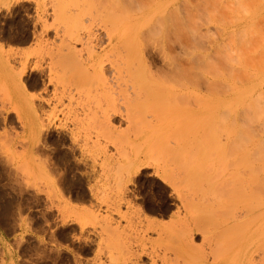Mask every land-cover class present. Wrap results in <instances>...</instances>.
Returning a JSON list of instances; mask_svg holds the SVG:
<instances>
[{
	"label": "rangeland",
	"instance_id": "rangeland-1",
	"mask_svg": "<svg viewBox=\"0 0 264 264\" xmlns=\"http://www.w3.org/2000/svg\"><path fill=\"white\" fill-rule=\"evenodd\" d=\"M159 3L186 15L184 48L173 42L164 52L162 33L148 34L161 7L122 18L105 0H0V264H92L96 239L80 235L79 217L91 210L121 227L131 220L134 232L139 218L167 226L177 208L185 213L163 180L176 177L181 196L196 201L201 192L226 228L245 220L250 242L264 243V177L250 171L253 152L264 161V0ZM105 27L117 36L112 49ZM88 33L101 39L93 54L81 51L93 64L88 78L74 62L50 66L49 53L83 50L77 37ZM108 49L124 62L113 72L103 63L104 85L98 62ZM140 55L149 75L133 74ZM57 92L65 97L42 102ZM105 112L113 130L99 128ZM72 135L89 151L80 153ZM192 241L201 246L199 236ZM245 252L260 264V251Z\"/></svg>",
	"mask_w": 264,
	"mask_h": 264
},
{
	"label": "bare ground",
	"instance_id": "bare-ground-1",
	"mask_svg": "<svg viewBox=\"0 0 264 264\" xmlns=\"http://www.w3.org/2000/svg\"><path fill=\"white\" fill-rule=\"evenodd\" d=\"M105 1L108 3V8L111 11H113L114 9H115L114 11L118 10V12L121 14L122 18H123V14H125L124 17H126V15H128V13L137 14L139 12V14H141L145 10H147L148 12H151L154 10L155 7L156 8L161 7V10L165 11V10H168V7L166 5L169 4V3H167L166 5L163 6L159 3V0H150L149 3L150 2L151 3L148 5L145 4L146 1H148V0H146L145 3H144V1H141V0H105ZM183 9L185 10V6H183ZM174 15H175V11L170 9L169 11H165L163 13V16L161 17V19H159L155 15L152 18H150L149 20H147V22L151 23V26H149L148 28L146 27L148 34H150L151 36H154V35H157L159 32L162 33V38L160 40H158V43L160 45V48H162L164 50V52H166L165 50L168 49L170 44L173 42H178V44L182 48H184V46L187 44V40L185 39L186 28H187V26H186L187 25L186 15H184L183 17L179 16L180 18H178V19H177V17L175 18ZM164 20H166V21L162 23V21H164ZM103 33H104V37L107 41V48L111 47V49H112L113 45L117 44V36L114 35L111 32V29L107 28V27H105L103 29ZM77 40H78V42H80L81 46L83 47V50H75L74 48L68 47L67 49H65L64 52L49 53L50 61H51L50 66H53L57 63L59 64V63H63V62H70V63L74 62L75 66H77V67L79 66L83 69L81 76L83 78H88L90 73H91V70H92L91 68L93 67V64L91 63V66H90V64L88 66L89 62L88 63L86 62L87 58L82 57L81 51H84L86 49V51L91 52L93 54V52L95 51V50H93L94 49V43L97 41H100L101 39H100V36H98V35H94L93 33H88V34H85L82 36L81 35L78 36ZM242 44L244 45V42ZM242 44H240V45H242ZM117 45H119V44H117ZM108 50H109L108 53L112 52L110 49H108ZM116 51L119 52V49ZM116 51L114 53L112 52V54H110V56L111 55L113 56V54L115 55V57L111 56L112 59H109V57H110L109 54H108V56H106L107 53L106 54L104 53L105 55L102 54L104 57L102 56L103 58L100 59L98 62L101 66L100 67V79L104 85L109 84V78L106 77L104 74L105 71L103 68V63L109 64L110 68H111V72H113L115 70V67L117 66L118 62L121 64L124 62V57L122 56V54L117 53ZM116 54H117V56H116ZM100 58H101V55H100ZM91 59H92V57L90 58V60ZM93 61H94V59H93ZM145 65L146 64H145L142 56L140 55V58L138 56H136V58L134 59V62H133V74H135L139 71V74L142 73L143 75H146V74L149 75L147 73V71H145L146 70ZM243 65H244V63H243ZM141 67L145 68V69L141 70L142 69ZM172 68L174 70H176V72H178V73H180L182 71V67L178 62L174 63ZM140 70H141V72H140ZM118 78H121L120 74L118 75ZM64 94H65V92H64ZM63 96L64 95L62 92H57V93L53 94L52 99H47V100L42 99V102L48 104V103H50V101L52 102V100H54V99L58 102L59 100H57V99L61 100V98H63ZM67 96L68 95H66V97ZM69 98H72L71 95H69V97H67L68 100H69ZM50 111L54 112L53 109ZM46 118H47L48 125H51V126L54 125V127H55V122H54L55 121V115H54V113L48 114ZM109 118H110V114L108 112H105L104 115L102 116V121L99 124V126H101L99 128L100 129L103 128V131H109V128H111V130H113L112 126H109ZM71 140H72L71 143H73V145H75V147H77V149L80 151V153H83V155H84L87 152L86 151L87 147H85L86 145H82V146L78 145L76 136L74 137L72 135ZM87 150L89 151V148H87ZM253 154H254V158L256 159V161H254V162L252 161V164L250 165V167H251L250 171L255 172L256 175L262 174L264 177V161L262 160L261 156H258V154H260V153H257L255 151V152H253ZM88 155H89V153L86 154L87 157H88ZM257 156L260 158L257 159ZM261 161H263V162H261ZM142 164H139V168H140V165H142ZM139 168H138V170L142 169L143 167H141L140 169ZM136 172H137V170H136ZM251 174H254V173H251ZM250 177L252 178L253 176L251 175ZM256 177H258V176H255V174H254L253 179L254 178L256 179ZM127 178H128V174H127ZM261 178H262V176H261ZM131 179L132 178H130V180ZM177 179H178V177L175 178V181H179ZM121 180L122 179H120L119 182ZM124 180H123V182H124ZM163 180L173 188V190L176 193L177 198L180 200L181 208L183 207L185 210V213H184V215L182 214L183 215L182 216L180 213V207L177 208L176 212H175L176 215H174L175 220L171 221V224H169L167 226H161V225H158L154 222L147 221L145 219L141 220L139 218V231L134 232L131 229V224H132V223L130 224V222H132L131 220L128 222L127 219H125V221L127 223V227H125V226L121 227L119 224L114 222V220L111 218V215L103 218V217H99L98 214L96 215L95 212H93L91 210H87L86 211L87 214L85 213L86 215L83 214L82 217L81 216L79 217V219H81L80 223H79L80 224V235H82L83 233L89 232L93 236H95V239H96L95 245H94L95 246V251L93 254L94 256H93V259L91 261L92 264H102V262L100 260L102 258L105 259L106 264H252L253 263L252 262L253 260H251L252 257L245 255L244 254V253H246L245 250H247V253H248V250H249V252H253L256 250L260 251V253H261L260 257L261 258L260 259L258 258V259L260 260L259 261L260 264H264V243H260L259 241L256 240L257 241L256 243H258V242L259 243L255 244L256 245L255 246L252 243L253 240H252V242H250V238H252L253 236L252 237L249 236L250 237L249 238L248 235H251V234L246 235V233L244 234L241 231L242 226H243V229H246L244 227V224H243L245 222V220L242 223H240L239 221H241V220H239L238 221L239 223L237 222V224H239V225H236V227H235L236 229L231 230L230 227L226 228L225 222L223 223L221 221L222 219L220 220V218H222V216L220 217V215L217 213V212H220V210L214 211L211 208H206L203 206V202H201V200L203 201V199H202L203 195L201 192H200L201 195L200 194L199 195L202 196V198L200 196H198L199 199H197L198 198L197 197L196 201L195 200L193 201L192 200L193 198H191L189 200L187 196H185V197L181 196V194L176 190V187L174 186V182H175L174 180H173L174 182H172L169 179H165V178ZM259 180L257 178L256 184L259 182ZM115 181H117V180H115ZM181 181H182V179H181ZM191 181L189 183L190 185L192 184ZM261 181L262 180H260L259 184L264 185V181H262L263 184H261L262 183ZM119 182H117V184L118 185L120 184L119 185V187H120L121 182L120 183ZM123 182H122V184H123ZM183 182H184V179H183ZM115 184H116V182H115ZM115 184H113V185H115ZM184 184H186V180H185ZM256 184H255V186H256ZM118 185H115V186L118 187ZM112 187H114V186H112ZM117 187H115V189L118 190L119 187L118 188ZM121 187H123V186H121ZM260 187H258L256 189L258 190ZM262 189H264V186ZM119 190H120V188H119ZM123 190L125 192V189H123ZM90 191H92V189ZM120 191L122 193V190H120ZM262 192H263V190H262ZM114 193H116V191ZM118 194H119V192H118ZM114 201L118 202L119 198H118V200H114ZM126 203H128V205L130 206L129 202H126ZM113 204H115V203H113ZM191 206H193L192 210L190 209ZM110 208H111V205H110ZM112 209H110V211ZM58 210H59V208H58ZM108 210H109V208H108ZM139 212H140V210H139ZM119 213L120 212H118V214ZM224 213H225L224 215H226L227 212H224ZM227 215L229 216L228 213H227ZM122 217H120V218H122ZM228 218H231V220L232 219L236 220V216H233V215L229 216ZM239 218H237V220ZM224 219H226V218H224ZM234 220H232V221H234ZM228 221H229V219H228ZM247 222H250V220ZM238 226H241V228ZM88 228L90 229L91 232L89 231ZM130 230H132L131 233H130ZM132 232H133V234L135 233L136 236L139 234V238H137V237L131 238ZM149 232L156 233L158 237L161 236L162 238H165V239L158 238V239H161V241H160L161 243H157L156 241H152V240H147V239H145V235H147V233H149ZM244 232H246V230ZM231 233L232 234L234 233V235H231ZM162 235H164L165 237H163ZM195 236H199V238L201 240V246L199 248L193 246V244H192V242H193L192 239ZM224 236H225L226 240L222 241L221 238L223 239ZM232 236H234V237H232ZM261 237H262V235H261ZM172 238H176L177 240L176 239L172 240ZM263 240H264V235H263ZM263 240H262V242H264ZM252 245L255 247H253Z\"/></svg>",
	"mask_w": 264,
	"mask_h": 264
}]
</instances>
